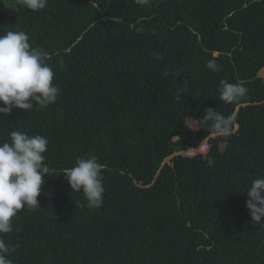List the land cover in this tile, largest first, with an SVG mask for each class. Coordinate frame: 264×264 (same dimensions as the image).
I'll return each instance as SVG.
<instances>
[{
  "label": "trees",
  "instance_id": "1",
  "mask_svg": "<svg viewBox=\"0 0 264 264\" xmlns=\"http://www.w3.org/2000/svg\"><path fill=\"white\" fill-rule=\"evenodd\" d=\"M9 30L48 54L60 89L46 108L0 116V142L44 136L53 169L39 207L2 236L13 264H264L245 193L264 178V0H47L36 12L0 0ZM221 80L247 94L224 103ZM208 108L235 116L231 135L203 120ZM92 156L105 190L95 209L64 174Z\"/></svg>",
  "mask_w": 264,
  "mask_h": 264
},
{
  "label": "clouds",
  "instance_id": "2",
  "mask_svg": "<svg viewBox=\"0 0 264 264\" xmlns=\"http://www.w3.org/2000/svg\"><path fill=\"white\" fill-rule=\"evenodd\" d=\"M16 3L33 12L47 6V0H16ZM135 3L145 7L151 0H135ZM47 56L42 48L30 45L29 36L22 30H9L0 35V116L7 117L13 109L26 112L34 103L46 108L57 101L60 89L53 83L55 72L46 62ZM161 58L156 55V59ZM58 64L64 67L62 58L58 59ZM205 67L212 72L219 70L214 59L208 60ZM217 91L219 99L230 104L245 96L248 90L243 84L221 80ZM176 99H180L179 94ZM235 119L233 115L225 116L211 108L205 110L203 118L214 132L225 137L232 134ZM214 136L212 133L210 137ZM9 137L0 142V264H13L10 256L15 251L2 238L3 234L15 230L12 220L20 210L39 207L37 197L41 194L43 178L46 174L53 176V169L45 163L48 141L44 136L11 131ZM206 150V144L202 143L179 154L192 157L204 154ZM168 160L170 158L165 162ZM102 168L96 157H80L64 173L72 191L83 192L89 209L103 204ZM245 193L252 223L264 227L261 223L264 218V178L254 179Z\"/></svg>",
  "mask_w": 264,
  "mask_h": 264
},
{
  "label": "rangeland",
  "instance_id": "3",
  "mask_svg": "<svg viewBox=\"0 0 264 264\" xmlns=\"http://www.w3.org/2000/svg\"><path fill=\"white\" fill-rule=\"evenodd\" d=\"M258 76L264 80V74L261 71L259 72Z\"/></svg>",
  "mask_w": 264,
  "mask_h": 264
}]
</instances>
